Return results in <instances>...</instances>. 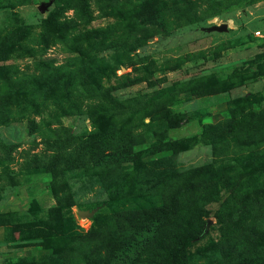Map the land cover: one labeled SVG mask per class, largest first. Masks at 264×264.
Segmentation results:
<instances>
[{
    "label": "rangeland",
    "instance_id": "1",
    "mask_svg": "<svg viewBox=\"0 0 264 264\" xmlns=\"http://www.w3.org/2000/svg\"><path fill=\"white\" fill-rule=\"evenodd\" d=\"M0 264H264V0H0Z\"/></svg>",
    "mask_w": 264,
    "mask_h": 264
},
{
    "label": "water",
    "instance_id": "2",
    "mask_svg": "<svg viewBox=\"0 0 264 264\" xmlns=\"http://www.w3.org/2000/svg\"><path fill=\"white\" fill-rule=\"evenodd\" d=\"M39 10H43V8L41 7ZM208 32H212V31H216V32H223L226 30V26L225 25H220V26H212L210 28L206 29Z\"/></svg>",
    "mask_w": 264,
    "mask_h": 264
}]
</instances>
